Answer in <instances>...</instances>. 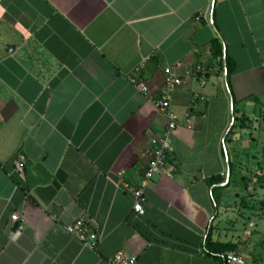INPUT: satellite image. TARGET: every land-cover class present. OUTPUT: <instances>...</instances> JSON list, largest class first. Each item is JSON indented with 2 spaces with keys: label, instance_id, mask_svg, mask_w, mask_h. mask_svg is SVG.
<instances>
[{
  "label": "crops",
  "instance_id": "0c3cea01",
  "mask_svg": "<svg viewBox=\"0 0 264 264\" xmlns=\"http://www.w3.org/2000/svg\"><path fill=\"white\" fill-rule=\"evenodd\" d=\"M168 67L184 78L173 177L154 175L140 215L131 188L171 120ZM78 219L104 233L95 249L70 231ZM121 251L264 264V0H0V264Z\"/></svg>",
  "mask_w": 264,
  "mask_h": 264
},
{
  "label": "built area",
  "instance_id": "2783aa9c",
  "mask_svg": "<svg viewBox=\"0 0 264 264\" xmlns=\"http://www.w3.org/2000/svg\"><path fill=\"white\" fill-rule=\"evenodd\" d=\"M202 14L196 17L200 20ZM180 65V64H179ZM182 65V64H181ZM198 74L206 75L209 69L206 66L199 65L197 67ZM133 83L139 88L140 91L146 95H150L149 86L145 81H141L137 78L132 79ZM184 83V78L177 74L173 67L166 68V83L165 87L161 92V99L159 101V106L162 109H170L171 120L167 125L166 131L163 135L154 136L152 138L153 156L149 164V168L146 173V178L143 186L135 188L132 187L131 191L135 197V212L137 214L143 215L145 213L144 203L146 202V188L149 186L152 178L156 174H164L169 177H173V172H171L167 167V161L169 154L172 151V135L178 126V115L172 109V96L175 90ZM188 123L192 122V118L187 119ZM16 168L18 171L24 170V164L20 160H16ZM254 225V223L252 224ZM70 231L79 237L86 246L95 249L99 243L104 238V233L99 232L95 227L85 221L84 219H78L71 225H69ZM137 257L129 255L125 252H119L114 257L111 258L112 264H136ZM225 264H251L248 259L237 252H229L225 256Z\"/></svg>",
  "mask_w": 264,
  "mask_h": 264
},
{
  "label": "trees",
  "instance_id": "16d2710c",
  "mask_svg": "<svg viewBox=\"0 0 264 264\" xmlns=\"http://www.w3.org/2000/svg\"><path fill=\"white\" fill-rule=\"evenodd\" d=\"M228 66H229V74L231 75L232 68H231V64L229 61H228ZM212 230H213V227L210 228V230H209L210 233H209L208 238H207V248L210 250H212V246H213L212 244H214L213 239H212V235H211Z\"/></svg>",
  "mask_w": 264,
  "mask_h": 264
},
{
  "label": "water",
  "instance_id": "95a60500",
  "mask_svg": "<svg viewBox=\"0 0 264 264\" xmlns=\"http://www.w3.org/2000/svg\"><path fill=\"white\" fill-rule=\"evenodd\" d=\"M231 172L229 171V176H230Z\"/></svg>",
  "mask_w": 264,
  "mask_h": 264
}]
</instances>
